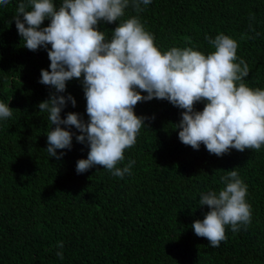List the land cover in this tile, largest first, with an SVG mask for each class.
Here are the masks:
<instances>
[{"label":"trees","instance_id":"1","mask_svg":"<svg viewBox=\"0 0 264 264\" xmlns=\"http://www.w3.org/2000/svg\"><path fill=\"white\" fill-rule=\"evenodd\" d=\"M19 2L0 5V102L13 109L0 121V264H264V146L220 157L203 144L194 150L175 130L182 110L154 98L134 108L147 119L117 165L134 161L130 175L116 177L99 165L78 174L76 161L89 148L75 135L70 150H57L61 159L48 156L51 126L38 104L55 91L39 83L50 61L44 48L23 47L13 19ZM142 7H128L117 23L139 16L161 52L192 47L207 55L214 49L205 36L229 35L250 69L244 82L264 89V0H151ZM116 26L100 22L98 30L110 38ZM68 94L76 105L66 103L61 118L75 112L87 121L80 80L59 93ZM234 167L247 185L251 223L235 233L226 226V239L213 248L191 225L209 211L200 206L201 193L221 190V177Z\"/></svg>","mask_w":264,"mask_h":264},{"label":"clouds","instance_id":"2","mask_svg":"<svg viewBox=\"0 0 264 264\" xmlns=\"http://www.w3.org/2000/svg\"><path fill=\"white\" fill-rule=\"evenodd\" d=\"M9 2L0 0V5ZM150 3L61 0L57 7L54 0H20L16 7L13 19L23 47L29 51L44 48L50 61L48 69L40 70L39 80L55 90L38 104L51 126L45 150L59 160L64 153L57 155V150H70L75 135L78 143L89 148L87 158L76 161L78 174L99 165L116 177L130 175L134 161L117 165L125 160V150L136 144L147 119L137 116L134 108L154 98L182 110L175 130L180 142L194 150L203 144L210 154L220 157L230 149L258 151L264 146V89L244 82L250 69L237 56V40L221 32L215 38L205 36L214 49L207 55L192 47L173 46L161 52L139 16L117 23L128 7L139 13L144 10L142 5ZM45 20L49 23L42 26ZM100 22H116L110 38L98 30ZM73 79L81 81L87 121L75 112L61 118L66 103L76 105L71 94L59 95ZM201 102L203 109L195 110V104ZM12 115L8 102H0V121ZM221 182L225 186L218 192L201 193L200 206L206 205L209 211L191 225L195 235L206 238L213 248L226 239V226L238 232L252 217L247 185L235 167ZM57 247L62 249L63 242ZM56 255L63 259L62 251Z\"/></svg>","mask_w":264,"mask_h":264}]
</instances>
